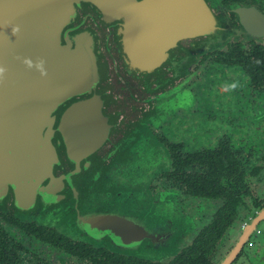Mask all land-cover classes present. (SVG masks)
I'll return each mask as SVG.
<instances>
[{
  "label": "flooded vegetation",
  "instance_id": "1",
  "mask_svg": "<svg viewBox=\"0 0 264 264\" xmlns=\"http://www.w3.org/2000/svg\"><path fill=\"white\" fill-rule=\"evenodd\" d=\"M137 1L110 23L82 5L70 24L37 32L62 44L89 34L100 80L54 112L34 189L16 166L6 181L0 139V264L164 263L175 256H141L151 232L192 225L186 248L222 218L220 264L264 210V0H202L204 15L185 25L179 0ZM83 100L79 134L66 136L61 118ZM261 236L264 220L232 264Z\"/></svg>",
  "mask_w": 264,
  "mask_h": 264
},
{
  "label": "water",
  "instance_id": "2",
  "mask_svg": "<svg viewBox=\"0 0 264 264\" xmlns=\"http://www.w3.org/2000/svg\"><path fill=\"white\" fill-rule=\"evenodd\" d=\"M179 2L181 10L177 12L184 25L193 21L195 15H204L199 11L206 6L202 0ZM82 5L97 8L106 23L114 14L139 12L144 6L137 0H0V55H5L0 59V139L6 142V157H2L6 159V181L16 166L18 184L25 181L22 186L33 189L39 184L53 152L48 135L56 122L54 112L69 100L91 94L100 80L94 41L89 34L67 37L64 44L53 42L50 35H37L40 30L56 31L70 24L77 6ZM84 103L74 102L63 114L59 130L66 136L79 134L81 112L87 106ZM70 140L73 136H69ZM160 172L161 169L151 168L150 180ZM262 220L264 210L220 264H232L237 259ZM172 230L166 227L160 235L151 232L150 252L140 255L151 260L177 256L192 240L194 229L192 225L183 226L182 236L177 237L172 236Z\"/></svg>",
  "mask_w": 264,
  "mask_h": 264
},
{
  "label": "trees",
  "instance_id": "3",
  "mask_svg": "<svg viewBox=\"0 0 264 264\" xmlns=\"http://www.w3.org/2000/svg\"><path fill=\"white\" fill-rule=\"evenodd\" d=\"M234 216L235 213L232 212L230 219L234 218ZM224 226L225 220L219 218L217 227H215L217 228L216 230L215 228L205 229L199 236L193 239L192 243L182 249V251L174 258L165 261L164 263L150 264H214V251L217 243L221 239V235L224 233V229H222ZM133 264H140V262L135 261Z\"/></svg>",
  "mask_w": 264,
  "mask_h": 264
},
{
  "label": "rangeland",
  "instance_id": "4",
  "mask_svg": "<svg viewBox=\"0 0 264 264\" xmlns=\"http://www.w3.org/2000/svg\"><path fill=\"white\" fill-rule=\"evenodd\" d=\"M252 242L236 264H264V236L253 239ZM228 249L227 245L222 252L216 255L215 260H220Z\"/></svg>",
  "mask_w": 264,
  "mask_h": 264
},
{
  "label": "clouds",
  "instance_id": "5",
  "mask_svg": "<svg viewBox=\"0 0 264 264\" xmlns=\"http://www.w3.org/2000/svg\"><path fill=\"white\" fill-rule=\"evenodd\" d=\"M28 63H30V62H28ZM3 70L2 69H0V72H2Z\"/></svg>",
  "mask_w": 264,
  "mask_h": 264
}]
</instances>
